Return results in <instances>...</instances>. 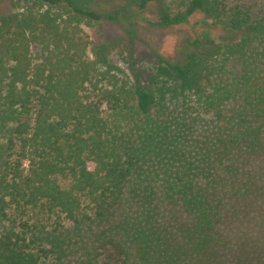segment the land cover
Listing matches in <instances>:
<instances>
[{
	"label": "trees",
	"instance_id": "16d2710c",
	"mask_svg": "<svg viewBox=\"0 0 264 264\" xmlns=\"http://www.w3.org/2000/svg\"><path fill=\"white\" fill-rule=\"evenodd\" d=\"M123 1L0 0V264H264L221 229L264 199V12ZM195 14L149 85L89 56L84 25Z\"/></svg>",
	"mask_w": 264,
	"mask_h": 264
},
{
	"label": "rangeland",
	"instance_id": "374dc122",
	"mask_svg": "<svg viewBox=\"0 0 264 264\" xmlns=\"http://www.w3.org/2000/svg\"><path fill=\"white\" fill-rule=\"evenodd\" d=\"M229 5L242 3L256 11L264 12V0H226ZM123 0H96L98 8L108 12L120 6ZM9 7H11L9 1ZM195 14L189 24L178 27H161L154 24L140 23L132 26V42L127 43V34L119 24L101 20L82 27L85 39L88 40V53L92 56V49L98 44H105L112 62L120 67L124 74L132 80L137 79L143 85H149L156 54L165 57L177 56L182 47V39L191 37L202 29L193 26L201 18ZM264 162V161H263ZM264 172V164L262 167ZM240 208V209H239ZM239 212L228 215L221 226L231 253L230 257L240 251H247L249 256L264 260V199L256 204H240Z\"/></svg>",
	"mask_w": 264,
	"mask_h": 264
}]
</instances>
